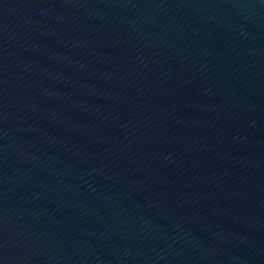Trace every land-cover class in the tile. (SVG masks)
Wrapping results in <instances>:
<instances>
[{"label": "water", "instance_id": "1", "mask_svg": "<svg viewBox=\"0 0 264 264\" xmlns=\"http://www.w3.org/2000/svg\"><path fill=\"white\" fill-rule=\"evenodd\" d=\"M0 264H264V0H0Z\"/></svg>", "mask_w": 264, "mask_h": 264}]
</instances>
